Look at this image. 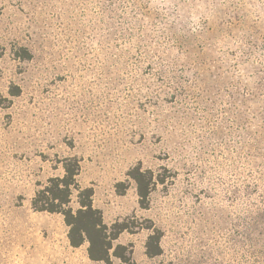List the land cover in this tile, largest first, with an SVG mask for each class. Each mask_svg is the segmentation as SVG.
<instances>
[{"label": "rangeland", "instance_id": "rangeland-1", "mask_svg": "<svg viewBox=\"0 0 264 264\" xmlns=\"http://www.w3.org/2000/svg\"><path fill=\"white\" fill-rule=\"evenodd\" d=\"M68 156L131 264H264V0H0V264ZM135 165L164 178L146 208Z\"/></svg>", "mask_w": 264, "mask_h": 264}, {"label": "trees", "instance_id": "trees-1", "mask_svg": "<svg viewBox=\"0 0 264 264\" xmlns=\"http://www.w3.org/2000/svg\"><path fill=\"white\" fill-rule=\"evenodd\" d=\"M31 55L29 49L23 46L15 52V56L21 60H28ZM15 89L10 91L11 95H18V87L15 86ZM60 163L63 170L61 176H51L44 184L36 183L38 188L31 198V208L34 211L61 214L68 226L67 237L70 245L79 247L86 242V253L90 261L108 264L111 258L115 257L119 259V264H131V251L128 247L123 244L114 245L120 233L129 231L126 218L106 224L101 209L93 205V188L81 187L77 181L79 159L76 156H68L61 159ZM127 174L136 184L139 206L146 208L152 187L156 183H164V178H158V174L154 178L150 169H142L138 165L130 168ZM73 190L77 191L78 208L75 210L69 206ZM116 193L121 195L123 190L119 189ZM146 228L151 229V232L145 242V254L154 257L161 253L159 245L161 232L151 225H147Z\"/></svg>", "mask_w": 264, "mask_h": 264}, {"label": "crops", "instance_id": "crops-1", "mask_svg": "<svg viewBox=\"0 0 264 264\" xmlns=\"http://www.w3.org/2000/svg\"><path fill=\"white\" fill-rule=\"evenodd\" d=\"M62 174L63 170H57L52 175L61 176ZM77 181L79 183V180ZM33 195L29 196L25 204L30 212L28 213L31 222L29 227L32 232V240L28 243L31 257L29 264H82L84 259L89 260L86 253V242L79 247L70 245L67 237L68 226L61 214L34 211L31 208ZM69 206L72 210L78 208L76 190L72 191Z\"/></svg>", "mask_w": 264, "mask_h": 264}]
</instances>
